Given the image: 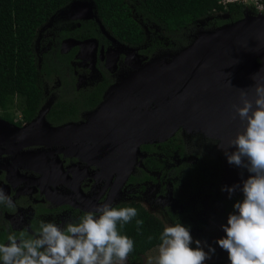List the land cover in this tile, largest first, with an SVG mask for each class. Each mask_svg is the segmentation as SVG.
Here are the masks:
<instances>
[{
    "label": "flooded vegetation",
    "instance_id": "obj_1",
    "mask_svg": "<svg viewBox=\"0 0 264 264\" xmlns=\"http://www.w3.org/2000/svg\"><path fill=\"white\" fill-rule=\"evenodd\" d=\"M85 14L87 16L84 18L69 17L61 21L56 20L45 30L44 38L38 47L37 37L44 25L37 30L32 43L36 66L38 70L41 68L42 60L46 55L51 58L50 61L49 58L47 60L52 65V71L50 74H47V71L41 73V97L34 114L26 118L19 105L18 93L14 94L13 104L10 107L0 108V189L12 198L15 205L11 209L6 205H0L1 244L9 243V235L19 238L21 233H24L25 238L34 237L42 217L57 214L64 209L78 213L80 218L86 212H94L104 203L111 202L110 205L113 206L118 201L135 200V193L143 189L144 192L141 194L145 197L147 208L151 209L152 206L155 208L162 204V208L159 209L173 220L187 218L191 222L193 214L187 207L189 199L194 196L193 190L198 189L196 180L199 179H195L193 183L195 187L191 186L188 181L182 180L184 173L189 174L188 170L193 168L199 160V155L204 157L205 154H211L223 161V158L215 153V149L220 147L221 142L216 133L212 131L206 133L196 127L188 128L182 125L170 137L176 136L175 140L169 143L170 146L176 145V149H161L160 143L170 138L158 142L141 143L139 148L143 157L141 159L138 157L136 160L140 159L141 164H135L124 185L114 193L119 183L118 178L124 171L123 168L126 169L124 163L123 166L115 163L114 146L124 145V142L129 143V140L116 139L114 132L110 136L97 140L79 139L54 143L44 140L39 142L34 139V129L38 126L39 130H43L46 124L63 126L69 123L90 122L91 119L106 126L110 121L114 122V114L117 111H125L124 107L128 110L155 107L158 105L155 93L145 91L135 93L122 91L121 93L123 83L133 78L136 72L152 60V57L157 56L163 61L171 60L174 55L194 42L200 32L207 31L202 27L205 22H201L200 31L192 34L193 40L186 46L168 47V42L163 40L165 47L148 55L141 50L149 48L154 31H151L152 38L148 43L146 34L144 43L139 46H130L121 42L105 28L97 17L98 23L89 10ZM225 16L222 18L228 17L227 14ZM88 17H92L96 22L99 36L65 35V28L80 27L82 21ZM140 23L143 26H149L141 21ZM227 23L230 22L219 26ZM159 38L162 40V37L159 36ZM40 47L42 50L38 54ZM135 50L139 51L142 59L137 57ZM179 83L177 81L163 85V90L157 96L161 98L162 103L171 100L176 94L180 96L182 92L179 90L181 88ZM96 90L99 91L96 100L93 96L88 97ZM198 94V91L194 90L193 98H197ZM88 99L92 103L87 105ZM66 100L74 102L79 100L78 109L68 118L57 117L53 120L51 113L55 104ZM6 112L9 114L7 115ZM218 115L212 116L210 123L206 122L210 124L211 130L214 129L216 122L223 120ZM22 129L31 131H21ZM35 135L38 133L35 132ZM144 145H151L153 150L143 149ZM74 146H98L102 150L88 148L84 152L80 151L84 154L78 156L74 153ZM146 159L149 163L151 159H154L159 165L146 166L144 164ZM139 168L143 169L149 178L143 181H130L129 177L136 174ZM180 181L185 183L179 186ZM220 182L222 184V173ZM224 192L229 194L227 191ZM123 195L132 196V199H120ZM223 195L224 193L218 192L219 202L223 204V209L220 208L219 213H215L218 221L222 214L226 218L229 216L225 213V204L221 200L226 199L227 195ZM172 200L176 201V205ZM179 203L184 204L180 211L176 210ZM196 211L195 208L194 217H196ZM23 215L28 216L25 225L21 223Z\"/></svg>",
    "mask_w": 264,
    "mask_h": 264
},
{
    "label": "water",
    "instance_id": "obj_2",
    "mask_svg": "<svg viewBox=\"0 0 264 264\" xmlns=\"http://www.w3.org/2000/svg\"><path fill=\"white\" fill-rule=\"evenodd\" d=\"M255 74H258V79L264 78V13H244V16L236 21L200 32L194 42L174 55L171 60L152 59L136 72L133 78L123 83L122 90L119 88L121 93H155L158 102L155 107L139 110H128L124 107L125 111H117L114 114V122L110 121L106 126L95 119L63 126L46 124L43 130H39L38 126L34 129V139L54 143L79 139L97 140L114 132L116 139L129 140V143L114 146L115 163L118 166H123V163L126 165V169L123 168L124 171L122 170L118 178L115 193L124 185L135 164H141L136 161L138 157H143L140 144L166 140L182 125L188 128L196 127L206 133L212 131L220 137L219 148L223 153L224 149L235 151V148L229 149L230 141L238 132L244 130L245 125L238 116L232 119V106L240 104L241 90L247 91L248 98L254 101L255 85L258 82L252 79ZM177 81L181 85L180 96L176 94L171 100L162 103L161 98L157 96L163 90V85ZM194 90L199 93L197 98H193ZM214 115L221 116L223 120L216 122L211 130L210 124L206 122L210 123ZM35 132L38 135H35ZM73 148L78 156L84 154L80 151L84 152L88 148L102 150L98 146ZM249 175L246 169L229 164L224 154L223 187L242 185V181Z\"/></svg>",
    "mask_w": 264,
    "mask_h": 264
},
{
    "label": "trees",
    "instance_id": "obj_3",
    "mask_svg": "<svg viewBox=\"0 0 264 264\" xmlns=\"http://www.w3.org/2000/svg\"><path fill=\"white\" fill-rule=\"evenodd\" d=\"M77 1H86L91 4L103 26L127 45L139 46L144 43L146 32L140 21L149 25L151 31H154L153 40L148 49L141 50L148 55L165 47L163 40L168 42V47L186 46L193 40L192 34L200 31L197 22L211 14L225 13L228 17H213L205 22L202 26L204 29L212 30L223 23L236 21L245 13V6L241 3H229L227 7H224L218 0H0V108L10 107L13 104L14 94L18 93L19 105L26 118L34 114L41 97V73L47 71V74H50L52 65L49 62L51 58L45 55L42 66L38 70L33 39L37 30L51 17ZM65 30V35L76 37L100 35L92 17L82 21L80 27L70 26ZM99 91L96 90L88 97L93 96L96 100ZM86 102L87 105L92 103L89 99ZM77 103L79 100L75 102L66 100L55 104L51 118L56 120L57 117L63 119L70 117L78 109ZM6 114L9 113L6 112ZM175 137L160 143L161 149H176V145L169 144L175 140ZM142 148L153 150L151 145H144ZM205 155L204 157L199 155V160L193 168L188 170V175L184 173L182 180L194 186L193 183L198 177L213 182V186L220 190L223 187L220 182L223 161L211 154ZM144 164L159 165L154 159H151L150 163L146 159ZM147 178L149 175L139 168L136 174L129 177V180L143 181ZM225 198L221 199L225 204V213L230 214L234 211L235 202L241 200L243 196L238 190L231 199L229 194ZM113 207H134L138 211L137 217L130 223L123 228H120L119 224L117 226L122 235H127L134 241V250L127 257L129 260L136 259L161 244L160 235L166 226L159 217L135 200L118 201ZM137 219L144 221L139 232L136 225ZM206 264L227 263L216 260L208 261Z\"/></svg>",
    "mask_w": 264,
    "mask_h": 264
},
{
    "label": "clouds",
    "instance_id": "obj_4",
    "mask_svg": "<svg viewBox=\"0 0 264 264\" xmlns=\"http://www.w3.org/2000/svg\"><path fill=\"white\" fill-rule=\"evenodd\" d=\"M252 79L255 98L241 90L240 104L232 107V119L245 127L224 149L228 163L250 174L241 184L224 186L229 198L239 190L243 198L234 204L227 223L222 225L223 238L214 243L228 254L229 264H264V78ZM242 105V106H241ZM243 176V173H241ZM0 205L14 208V202L0 189ZM134 207H113L104 203L94 212H86L78 222L64 228L53 222H40L34 237L8 236V244H0V264H114L124 262L134 250V241L118 230L137 217ZM144 224L137 219V231ZM156 264H206L216 254V247L193 238L190 227L176 223L164 228L160 235ZM195 244V247H193Z\"/></svg>",
    "mask_w": 264,
    "mask_h": 264
},
{
    "label": "rangeland",
    "instance_id": "obj_5",
    "mask_svg": "<svg viewBox=\"0 0 264 264\" xmlns=\"http://www.w3.org/2000/svg\"><path fill=\"white\" fill-rule=\"evenodd\" d=\"M75 3V4H74ZM72 3L67 9H65L62 12L57 13L56 15H54L53 17H51L43 26L42 29L39 30V35L37 37V41H36V45L38 47V44L41 42V40L44 38V32L45 30L52 24L54 23L56 20L61 21L64 20L66 18L72 17V18H84L87 15L85 14V12L87 10L90 11L91 16L94 17L98 23L99 20L97 19L96 14L94 13V9L93 6L91 4H89L86 1H78V2H74ZM251 10L249 7H244V12L246 14H251ZM225 13H215V14H211L208 16L207 19H211L213 17H226ZM205 19H201L200 21H198V25H200L201 22H206L207 20ZM145 29V32L147 34V43L151 40L152 38V32L150 29V26H143ZM136 49V48H135ZM41 47L40 49H38V54H40L41 52ZM137 54V57L142 59V55L139 53L138 50H135V52ZM159 57L154 56L152 57V59H157ZM15 111V110H14ZM218 148V147H217ZM215 149V153L220 155L222 158H224V153L221 149ZM218 151V152H217ZM140 161V159H139ZM199 179V178H196ZM179 180V177H178ZM196 180V183L198 185V189L197 190H193L192 195H194L192 198L189 199V204L187 209H189V211L192 212L193 214V219L191 222L188 221V219L186 218H182L180 220L176 219H172L171 217L167 216L166 213L162 210H160L162 207L161 205H157V207L153 208L154 206H152L151 209L147 208V204L145 203L144 199L145 197L141 194L142 192H144L143 190L138 191L137 193H135V200L138 201L141 205H143L148 211H150L152 214L156 215L157 217H159L164 225L167 226H172L176 223H182L184 226L190 227L191 230V234L195 239H200L201 241H207L208 244H212L213 246L216 247V254L213 256V258L209 261H224L227 264H229L228 261V254L226 251L222 250L219 248L218 245H216L214 242L219 239V238H223L226 234L223 232L222 229V225H225L227 223V219L225 217V215H221L219 217V221L217 216L215 215V213H219V209L222 208L223 209V204H221L219 202V196H218V192L220 191L222 194L224 193V191H222V188L219 190L218 188L212 186V184H210L208 181L205 180ZM182 181V180H181ZM179 182V186H181L183 183L187 182ZM214 187V188H213ZM213 189L215 191H213ZM225 195H227L226 193H224ZM120 199H125V200H129L132 199V196H127V195H123L120 197ZM175 199V197H174ZM173 203L176 205V201L172 200ZM179 205V206H178ZM184 204H177V208L176 210L180 211L182 209ZM160 208V209H159ZM196 210V217H194V213L193 211ZM211 209V210H210ZM206 211V212H205ZM78 216L79 214L76 212H72L70 210H61L59 213L51 215V216H46V217H42V221L43 222H53L56 223L57 225H59L61 228H64L66 226V224L68 222H78ZM195 218V221H194ZM28 219V216H22V224L25 225L26 220ZM159 246H155L152 249L148 250L147 252H145L144 254L140 255L139 257H137L136 259L133 260H129L127 258L126 261L124 262H119V261H114V264H156V259L159 255ZM208 262V261H207Z\"/></svg>",
    "mask_w": 264,
    "mask_h": 264
},
{
    "label": "built area",
    "instance_id": "obj_6",
    "mask_svg": "<svg viewBox=\"0 0 264 264\" xmlns=\"http://www.w3.org/2000/svg\"><path fill=\"white\" fill-rule=\"evenodd\" d=\"M220 4L224 7H227L229 3H241L245 7H249L251 13L254 14H263L264 12V3L263 0H218Z\"/></svg>",
    "mask_w": 264,
    "mask_h": 264
},
{
    "label": "bare ground",
    "instance_id": "obj_7",
    "mask_svg": "<svg viewBox=\"0 0 264 264\" xmlns=\"http://www.w3.org/2000/svg\"><path fill=\"white\" fill-rule=\"evenodd\" d=\"M255 15H257V14H255ZM258 17H260V15Z\"/></svg>",
    "mask_w": 264,
    "mask_h": 264
}]
</instances>
